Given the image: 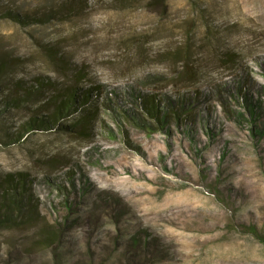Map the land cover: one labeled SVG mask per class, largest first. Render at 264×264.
Listing matches in <instances>:
<instances>
[{"label":"rangeland","instance_id":"1","mask_svg":"<svg viewBox=\"0 0 264 264\" xmlns=\"http://www.w3.org/2000/svg\"><path fill=\"white\" fill-rule=\"evenodd\" d=\"M0 59L7 96L49 82L0 97V178L39 214L0 264H264V0H0ZM73 88L85 133L11 143Z\"/></svg>","mask_w":264,"mask_h":264},{"label":"trees","instance_id":"2","mask_svg":"<svg viewBox=\"0 0 264 264\" xmlns=\"http://www.w3.org/2000/svg\"><path fill=\"white\" fill-rule=\"evenodd\" d=\"M66 11L72 13L71 7H69L68 10L62 7V9L59 10V14ZM16 65L17 63L14 62V60L0 59V81L1 77ZM48 83L49 82H45L42 79H37L28 89H23L22 85L17 86L16 88L19 92L8 96L0 89V97H2L1 101L4 109L8 111V109L15 107L18 110H28L30 102L41 95L42 91L48 87ZM78 95L77 88L60 93L55 100H53L51 104L52 109H49L47 103L45 104L44 102L39 110L32 111L30 118L21 125L19 132L15 134L11 143H19L23 141L29 133L39 130H63L64 132L76 131L77 133H85L90 114H86L82 118L79 117L74 119L71 123L67 124V120L72 119L78 111H82L81 108L86 106L89 102L88 93L82 96ZM150 106L152 109L148 111L152 114L153 110L156 111L155 103L153 102ZM46 112L50 114L45 115L44 113ZM163 171L167 174L165 169H163ZM28 182L29 181L22 174H18L15 177L10 174L1 176L0 231L20 228L22 226H27L32 221H39V214L36 206L31 204V199L26 201L24 197L28 190ZM42 231V236H40L44 241L40 243L41 245H45L47 242L51 243L55 240V233L47 231V228ZM252 234L264 244V238H259L260 236L257 232L254 231Z\"/></svg>","mask_w":264,"mask_h":264}]
</instances>
